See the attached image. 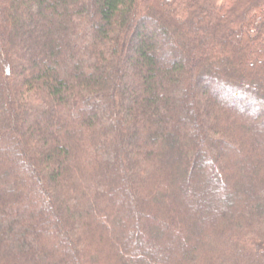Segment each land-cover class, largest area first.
I'll list each match as a JSON object with an SVG mask.
<instances>
[{"label":"trees","instance_id":"trees-1","mask_svg":"<svg viewBox=\"0 0 264 264\" xmlns=\"http://www.w3.org/2000/svg\"><path fill=\"white\" fill-rule=\"evenodd\" d=\"M0 264H264V0H0Z\"/></svg>","mask_w":264,"mask_h":264}]
</instances>
